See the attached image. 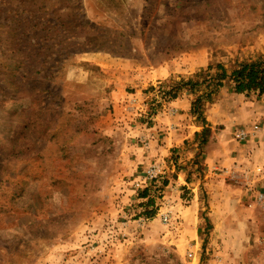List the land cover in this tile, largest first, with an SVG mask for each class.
<instances>
[{
	"label": "rangeland",
	"instance_id": "obj_1",
	"mask_svg": "<svg viewBox=\"0 0 264 264\" xmlns=\"http://www.w3.org/2000/svg\"><path fill=\"white\" fill-rule=\"evenodd\" d=\"M259 55L264 0H0V264H264V92H212L207 158L168 92Z\"/></svg>",
	"mask_w": 264,
	"mask_h": 264
},
{
	"label": "trees",
	"instance_id": "obj_2",
	"mask_svg": "<svg viewBox=\"0 0 264 264\" xmlns=\"http://www.w3.org/2000/svg\"><path fill=\"white\" fill-rule=\"evenodd\" d=\"M208 70L212 67H208ZM232 84L233 91L238 94H248L249 92H264V56L259 55L248 61L240 62L235 68L228 71L223 65L217 64L213 73L206 75V79L198 82L192 78L181 79L170 87L168 90L171 97L175 98L181 88H188L191 92H195V87L203 82L206 83V91L197 95L191 102L190 112L197 120H200L201 131L194 133L197 147L204 146L210 135V125L204 117V102L210 99L212 92L224 86L225 82ZM144 196V195H143Z\"/></svg>",
	"mask_w": 264,
	"mask_h": 264
},
{
	"label": "crops",
	"instance_id": "obj_3",
	"mask_svg": "<svg viewBox=\"0 0 264 264\" xmlns=\"http://www.w3.org/2000/svg\"><path fill=\"white\" fill-rule=\"evenodd\" d=\"M260 100H261V105L257 104V105L254 106L252 104L254 110L259 112L258 115H254L255 118L257 117V119H260V122H258V124H259L258 127L264 126V97H262V99H260ZM210 123H213V122L210 121ZM254 123H257V121H255ZM210 127L213 128L212 125H210ZM195 132L196 131H192L191 132V131L187 130V132L184 133V131H183V132L178 133L177 138H178V136L181 137V144H182L183 140H188L189 138H192V136L194 135ZM171 133H172V131L169 134L171 135ZM212 133L213 134L209 138L208 142L204 145L203 152H202V154L205 155L206 158L208 156V153H209L208 150L210 149V146H212L214 143H216L214 141V133L215 132L213 131ZM260 138L256 139V141H253L250 138L249 140H247L245 142H241V143H239L237 141H234L235 142L234 143V147L237 150V153H234V156L235 157H239V155H247V156L251 157V154H250L251 150L256 149L257 151H263L264 150V136L262 137V141L260 140ZM191 140H192L191 148L193 146H197V142H193V139H191ZM257 141H259V142H257ZM257 143H259L260 146H258ZM181 144L180 143H175L174 146H181ZM192 149H193V151H195L194 148H192ZM238 152H241V154L238 153ZM188 153H190V152H188ZM205 161H207V159H205ZM209 175H211V174H209ZM255 178L256 177H253L252 179H250V177H248V179H247V175H246L245 181H246V183L248 185H247V187L242 186L241 189H243V190H241V191H242V193L246 194L247 197H254V196H256V194H258V195H261L263 197V199H264V191L259 189V187L261 185L264 186V179L263 180L261 179V178H264V176L259 177V180L257 181V182H259L258 183L260 185L259 187L256 186L257 182H255V180H254ZM210 197H212V198H211V200H209L210 203H209V212H208V214L211 217L212 222L214 223V228H215L216 225L218 224L217 221L219 220V218L217 219V216H218L219 212L213 206L214 201H216V197L215 196L213 197L212 195H210Z\"/></svg>",
	"mask_w": 264,
	"mask_h": 264
},
{
	"label": "built area",
	"instance_id": "obj_4",
	"mask_svg": "<svg viewBox=\"0 0 264 264\" xmlns=\"http://www.w3.org/2000/svg\"><path fill=\"white\" fill-rule=\"evenodd\" d=\"M237 137L239 139H245L246 137V132L242 129H239V131L237 132ZM161 166L159 163H154L152 165H150L149 167L146 168V170L144 171V175L142 176V180L140 179L139 182L136 183V186L141 187L143 183L156 178L160 173H162ZM166 217H168V215H164V218L166 219Z\"/></svg>",
	"mask_w": 264,
	"mask_h": 264
}]
</instances>
